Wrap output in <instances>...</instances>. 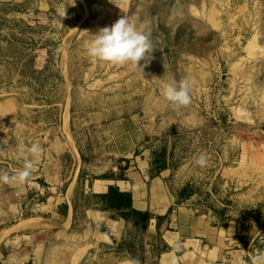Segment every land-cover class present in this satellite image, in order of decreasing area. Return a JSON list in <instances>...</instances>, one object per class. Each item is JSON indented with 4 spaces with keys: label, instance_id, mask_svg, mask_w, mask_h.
Listing matches in <instances>:
<instances>
[{
    "label": "rangeland",
    "instance_id": "obj_1",
    "mask_svg": "<svg viewBox=\"0 0 264 264\" xmlns=\"http://www.w3.org/2000/svg\"><path fill=\"white\" fill-rule=\"evenodd\" d=\"M121 16L149 38L142 72L86 53ZM173 78L191 81L180 109L162 95ZM33 143L29 181L0 184V233L17 246L41 236L28 223L54 234L57 192L76 184L79 226L100 202L90 183L144 163L199 212L245 221L264 250V0H0V171L22 168Z\"/></svg>",
    "mask_w": 264,
    "mask_h": 264
},
{
    "label": "crops",
    "instance_id": "obj_2",
    "mask_svg": "<svg viewBox=\"0 0 264 264\" xmlns=\"http://www.w3.org/2000/svg\"><path fill=\"white\" fill-rule=\"evenodd\" d=\"M147 166H130L123 178L90 183L86 194L100 202L84 209L85 222L79 226L76 184L57 192L56 209L64 205L65 218L56 220L54 234L43 237L52 223L49 220L28 223L29 235L39 230L41 236L22 238L18 246L24 252L10 253L7 258L0 254V264H129L130 260L139 264H252L258 253L257 235L250 233L245 221L222 222L211 212H199L189 199L182 200L179 192L169 188L170 171L152 174ZM111 187L131 197L130 208L111 204ZM139 215H147L148 220L140 221ZM130 231L138 232V237L129 247ZM0 235V248L17 250L16 239L4 232ZM134 248L141 249L142 255L133 254Z\"/></svg>",
    "mask_w": 264,
    "mask_h": 264
},
{
    "label": "clouds",
    "instance_id": "obj_3",
    "mask_svg": "<svg viewBox=\"0 0 264 264\" xmlns=\"http://www.w3.org/2000/svg\"><path fill=\"white\" fill-rule=\"evenodd\" d=\"M86 53L89 57L110 64H127L142 72V60L147 59L150 53L149 38L139 31L129 18L121 16L110 27L100 29L96 34L90 35ZM191 81L187 78L176 81L174 78L166 83L162 89L164 99L174 108L180 109L191 103ZM40 145L33 143L27 147L29 156L23 167L15 173L0 171V184L24 185L32 175V169L40 155ZM200 167H206L208 157L201 153L196 160ZM129 264H139L138 260H130ZM252 264H264V250L259 251L252 258Z\"/></svg>",
    "mask_w": 264,
    "mask_h": 264
},
{
    "label": "trees",
    "instance_id": "obj_4",
    "mask_svg": "<svg viewBox=\"0 0 264 264\" xmlns=\"http://www.w3.org/2000/svg\"><path fill=\"white\" fill-rule=\"evenodd\" d=\"M109 196L111 197V204L113 206H116L118 208L127 206V207H131V197L130 196H125L124 194H121L117 191H115V189L113 187L110 188L109 190ZM139 217L142 218V220L147 221L148 217L147 215H139Z\"/></svg>",
    "mask_w": 264,
    "mask_h": 264
},
{
    "label": "water",
    "instance_id": "obj_5",
    "mask_svg": "<svg viewBox=\"0 0 264 264\" xmlns=\"http://www.w3.org/2000/svg\"><path fill=\"white\" fill-rule=\"evenodd\" d=\"M20 189H18V191H19Z\"/></svg>",
    "mask_w": 264,
    "mask_h": 264
}]
</instances>
